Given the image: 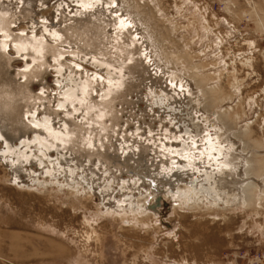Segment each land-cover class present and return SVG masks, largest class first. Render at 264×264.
<instances>
[{"label": "rangeland", "instance_id": "1", "mask_svg": "<svg viewBox=\"0 0 264 264\" xmlns=\"http://www.w3.org/2000/svg\"><path fill=\"white\" fill-rule=\"evenodd\" d=\"M42 1L0 0L1 6L6 4L11 10V30L48 39L51 28L76 14L85 15L93 24L111 21L114 29L117 22L122 23L138 35L147 61L190 83L201 114L213 120L220 115L226 134L244 132L241 141L252 153L248 159L254 165V180L246 190L247 200L243 197L225 205L201 197L186 205L173 203L164 196L165 187L152 192L146 184L138 189L150 198L136 201L137 183H131L133 187L128 188L136 197L134 206L124 202L118 206L113 201L106 206L82 181L75 186L67 176L52 179L44 170V166L50 168L46 161L42 167H31L35 179L21 175L14 184L0 159V264H264V187L262 194L256 190L264 176V0ZM29 5L32 19L25 22L20 10ZM0 38H6L5 33L1 32ZM12 46L11 42L6 51L14 58L11 75L21 76L26 64ZM47 62L51 64L52 58ZM64 62L97 81L104 79L107 84L111 80L109 74L84 59L67 55ZM55 71L50 67L41 84L26 83L25 87L31 95L49 98L57 109L69 83L65 82L68 76ZM161 77L162 83L169 81L168 74ZM145 86L128 98L134 102L133 114H143V122H151L154 130L156 117H170L165 127L173 131L171 122L183 132V109L172 114L168 108L156 106L160 86ZM104 95V88H95L92 100H102ZM189 104L195 106V100ZM35 119L45 120L41 115ZM3 148L0 142L1 156ZM174 164L169 167L172 171ZM130 176L125 173L121 178L130 180ZM120 183L108 189L109 198L121 200ZM183 188L179 184V189Z\"/></svg>", "mask_w": 264, "mask_h": 264}, {"label": "bare ground", "instance_id": "2", "mask_svg": "<svg viewBox=\"0 0 264 264\" xmlns=\"http://www.w3.org/2000/svg\"><path fill=\"white\" fill-rule=\"evenodd\" d=\"M31 9L29 5L20 10V18L25 22L32 19ZM10 12L9 6L0 5V33L6 35V38H0V142L4 146L0 159L9 169L14 184L21 180V175L31 180L34 176L31 167H42L46 161L50 168L44 166V170L52 179L53 176H67L75 186L80 180L98 193L106 206L112 201L118 206L123 202L126 206H134L136 197L128 188L131 183H137L134 188L138 193L136 201L144 196L150 198V194L138 189L144 184L152 192L165 187L164 196L170 197L173 203L177 201L184 205L200 197L207 201L214 198L224 205L243 197L248 199L246 190L253 185L254 165L248 159L252 153L245 150L241 141L244 132H234L232 136L226 134L220 115L214 121L209 115L201 114L197 93L190 83L180 74L165 71L161 65L159 68L147 61L148 54H145L138 35L122 23L117 22L114 29L111 21L93 24L85 15L76 14L51 28L47 32L50 33L48 39L21 36L11 30ZM82 12L85 13V9ZM11 42L26 64V72L21 76L11 75L12 57L6 53ZM67 55L93 63L109 74L110 82L106 84L104 79L97 81L78 72L64 62ZM48 58H52L51 64L47 62ZM50 67L60 76H68L65 82L69 86L57 109L52 107L49 98L31 95L25 87L26 83L41 84L43 73ZM163 73L168 74L167 83H162ZM182 83L187 87H182ZM142 86H160L161 94L154 101L156 106L168 108L172 114L183 109V132L171 122L173 131L165 127L170 117H156L158 126L154 130L151 122H143V114L138 117L133 114L134 102L128 98L138 94ZM96 87L104 88L102 100H92ZM190 100H195V106L188 105ZM40 115L45 120L37 122L35 117ZM171 164H174V171L169 169ZM25 167H29V171L25 172ZM125 173L133 175L130 176L132 179L123 180L121 177ZM260 177L263 185L259 183L256 190L262 194L264 176ZM184 178H190L189 182ZM106 179L109 182H105ZM118 182H121V200L115 196L111 199L108 189ZM38 184L43 185L42 181ZM179 184L184 188L179 189Z\"/></svg>", "mask_w": 264, "mask_h": 264}, {"label": "water", "instance_id": "3", "mask_svg": "<svg viewBox=\"0 0 264 264\" xmlns=\"http://www.w3.org/2000/svg\"><path fill=\"white\" fill-rule=\"evenodd\" d=\"M13 59H14V58L11 59V62L13 61ZM11 62H10V63H11ZM10 71H11V70H10ZM96 88H97V87H96ZM33 94H34V93H33ZM92 99H93V98H92ZM37 114H38V113H37ZM28 135L31 136V133H29Z\"/></svg>", "mask_w": 264, "mask_h": 264}]
</instances>
